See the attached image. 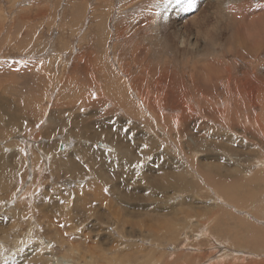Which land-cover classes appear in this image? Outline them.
<instances>
[{
    "label": "rangeland",
    "instance_id": "1",
    "mask_svg": "<svg viewBox=\"0 0 264 264\" xmlns=\"http://www.w3.org/2000/svg\"><path fill=\"white\" fill-rule=\"evenodd\" d=\"M263 93L264 0H0V264H264Z\"/></svg>",
    "mask_w": 264,
    "mask_h": 264
},
{
    "label": "bare ground",
    "instance_id": "2",
    "mask_svg": "<svg viewBox=\"0 0 264 264\" xmlns=\"http://www.w3.org/2000/svg\"><path fill=\"white\" fill-rule=\"evenodd\" d=\"M232 1V0H231ZM235 1V0H234ZM245 1V0H244ZM248 1V0H247ZM207 2V1H206ZM160 3V2H159ZM218 3V2H217ZM241 3V2H240ZM207 4H209L208 2H207ZM219 4H220V2H219ZM210 5V4H209ZM216 5H218V4H216ZM215 5V6H216ZM237 5V4H236ZM186 6V5H185ZM212 6V5H211ZM85 7V6H84ZM187 7V6H186ZM217 7V6H216ZM262 7V6H261ZM212 8V7H211ZM214 8V7H213ZM219 8H220V6H219ZM178 9V8H177ZM218 10V9H217ZM173 11V10H172ZM177 11V10H176ZM219 11V10H218ZM223 11V10H222ZM152 12V11H151ZM171 12V11H170ZM183 12V11H182ZM256 12V11H255ZM185 13V12H184ZM255 15H257V14H255ZM170 17V16H169ZM254 17V16H253ZM172 19H173V21H172V23H173V33H174V36L175 37H177L178 39H179V41H180V44L181 45H183L184 43H186V42H188L193 48H197V46H198V43H199V40H200V37H201V35H203L204 34V29L203 28H201L200 26H199V24L197 23V21H196V13H195V16H193V19H192V23H197V26H195V29H192V28H189V26H188V29L186 28V26H185V21H186V19H183V16L180 14V13H178V12H174L173 14H172V17H171ZM188 20L190 21L191 19H190V17L188 18ZM151 22V21H150ZM147 23V22H146ZM171 23V22H170ZM190 23V22H189ZM150 24V23H149ZM152 24V23H151ZM187 24H188V22H187ZM188 25H190V24H188ZM152 27V26H151ZM161 34V33H160ZM124 42V41H123ZM138 43V42H137ZM179 43V42H178ZM180 46V45H179ZM181 47V46H180ZM118 62V61H117ZM100 65V64H99ZM15 66V65H14ZM97 66V65H96ZM193 66V65H192ZM100 67V66H99ZM102 69V68H101ZM100 69V70H101ZM97 70V69H96ZM100 70H99V68H98V72H100ZM163 70V69H162ZM165 71V70H164ZM249 72V71H248ZM160 75V74H159ZM200 75V74H199ZM161 78H162V76H160ZM200 77V76H199ZM196 79V78H195ZM206 79V78H205ZM204 79V80H205ZM209 80H211V79H209ZM126 81V80H125ZM157 81V80H156ZM160 81H161V79H160ZM193 81H194V79H193ZM206 81H208V80H206ZM159 82V81H158ZM157 82V83H158ZM196 82V81H195ZM215 82V81H214ZM234 82V81H233ZM156 83V82H155ZM154 83V84H155ZM160 83V82H159ZM158 83V84H159ZM199 83V82H198ZM154 84H152V85H154ZM196 85H197V83H195ZM161 85V84H160ZM167 85V84H166ZM199 85V84H198ZM158 86V85H157ZM170 86V85H169ZM201 86V85H200ZM199 86V87H200ZM159 87V86H158ZM160 88V87H159ZM259 88V87H258ZM258 88H256V89H258ZM262 88V87H261ZM166 89H168V88H166ZM170 90V89H169ZM193 90H195V89H193ZM259 90V89H258ZM154 91V90H153ZM172 91V90H171ZM196 91V90H195ZM129 93V92H128ZM186 94V93H185ZM264 94V93H263ZM263 94H262V96L261 97H263ZM181 95V94H180ZM79 96V95H78ZM157 96V95H156ZM160 96V95H159ZM156 98V97H155ZM201 98V97H200ZM204 99H205V97H203ZM212 98V97H211ZM214 98V97H213ZM250 98V97H249ZM258 98V97H257ZM129 99V98H128ZM154 99V98H153ZM252 99V98H251ZM250 99V100H251ZM262 99V98H261ZM264 99V98H263ZM120 100V99H119ZM118 100V101H119ZM155 100V99H154ZM153 100V101H154ZM158 100H160V99H158ZM206 100V99H205ZM259 100V99H258ZM200 101H202V99H200ZM200 101H198V102H200ZM208 101V100H207ZM187 102V101H186ZM252 102V101H251ZM153 103V102H152ZM182 103V102H181ZM193 103H195V102H193ZM203 103H204V101H203ZM202 103V104H203ZM210 103V102H209ZM254 103H256V104H258L257 102H254ZM111 104V103H110ZM160 104H162V103H159V105ZM187 104V103H186ZM186 104H184V105H186ZM206 104V106H207V104L208 103H205ZM262 105H264L263 104V102L261 103ZM158 105V104H157ZM198 105V104H197ZM129 106V105H128ZM148 106V105H147ZM156 106V105H155ZM161 106V105H160ZM159 106V107H160ZM189 106V105H188ZM200 106V105H199ZM202 106H204V105H202ZM131 107V106H130ZM191 107V106H190ZM193 107V106H192ZM210 107H211V105H210ZM136 108V107H135ZM165 108V107H164ZM4 109H5V107H4ZM141 109V108H140ZM147 109V108H146ZM159 109V108H158ZM161 109V108H160ZM14 110V109H13ZM15 110H16V108H15ZM130 110V109H129ZM128 110V111H129ZM190 110V109H189ZM264 110V109H263ZM2 111V110H1ZM2 112H4V111H2ZM1 112V113H2ZM11 112H13V111H11ZM18 112H22V111H18ZM16 113V112H15ZM192 113V112H191ZM8 114V113H7ZM186 114H188V113H186ZM2 115V114H1ZM9 115V114H8ZM16 115V114H15ZM12 116H14V115H12ZM189 116H191V115H189ZM252 117V116H251ZM176 118V117H175ZM198 118V117H197ZM200 118V117H199ZM13 119V118H12ZM225 119V118H224ZM234 119V118H233ZM255 119V118H254ZM15 120V119H14ZM170 120V119H169ZM179 120V119H178ZM203 120H205V119H203ZM207 120V119H206ZM209 120V119H208ZM177 121V120H176ZM235 121V120H234ZM1 122V121H0ZM11 122V121H10ZM2 123V122H1ZM214 123V122H213ZM248 123V122H247ZM176 124V123H175ZM211 124V123H210ZM164 125V124H163ZM264 125V124H263ZM43 126V125H42ZM169 126H171V125H169ZM174 126V125H173ZM176 126H179V125H177L176 124ZM182 126H183V123H182ZM181 126V127H182ZM257 126H259V125H257ZM256 126V127H257ZM1 127V126H0ZM180 127V126H179ZM255 127V126H254ZM160 128V127H159ZM165 128V127H164ZM242 128V127H241ZM263 128H264V126H263ZM143 129V128H142ZM177 129V128H176ZM255 129V128H254ZM255 131V130H254ZM260 131V130H259ZM168 136H169V134H168ZM55 137V136H54ZM216 138H218V137H216ZM184 139V138H183ZM252 140V139H251ZM30 141V140H29ZM112 143V142H111ZM171 144V143H170ZM262 144V143H261ZM255 145H257V144H255ZM174 146V145H173ZM143 148H144V146H143ZM259 148V147H258ZM14 150V149H13ZM61 150H62V147H61ZM254 150V149H253ZM259 150H261L260 148H259ZM141 151V150H140ZM178 151H180V150H178ZM115 153V152H114ZM174 153V152H173ZM176 154V153H175ZM143 156H144V154H142ZM141 155V156H142ZM178 155V154H177ZM5 156V155H4ZM181 156V155H180ZM9 157V156H8ZM142 158V157H141ZM193 159V158H192ZM13 160V159H12ZM136 160V159H135ZM179 160V159H178ZM185 160V159H184ZM13 162V161H12ZM127 163H129V162H127ZM5 164V163H4ZM132 165V164H131ZM183 165V164H182ZM240 165V164H239ZM67 166H69V165H67ZM191 166V165H190ZM194 166V165H193ZM255 168V167H254ZM59 169H61V168H59ZM66 169H69V168H66ZM184 169V168H183ZM186 169H188V168H186ZM218 169H219V167H218ZM220 170V169H219ZM190 171V170H189ZM200 171H202V170H200ZM235 171H236V169H235ZM241 171V170H240ZM202 172H204V171H202ZM185 174H186V172H184ZM192 173H193V171H192ZM196 173H198L197 172V170H196ZM215 173V172H214ZM220 173V172H219ZM12 174V173H11ZM182 174H183V172H182ZM216 174V173H215ZM259 174V173H258ZM220 176H222L221 174H219ZM231 175V174H230ZM236 175V174H235ZM8 176H9V174H8ZM184 176V175H183ZM186 176V175H185ZM203 176V175H202ZM209 176V175H208ZM212 176V175H211ZM11 179H14L13 178V176H9ZM216 177H218L217 175H216ZM231 177V176H230ZM97 178H99V176L97 177ZM178 178V177H177ZM198 178H200V177H198ZM203 178V177H202ZM212 178V177H211ZM214 178V177H213ZM176 179V178H175ZM218 179V178H217ZM225 179V178H224ZM228 179H229V177H228ZM59 180V179H58ZM234 180H235V178H234ZM173 181H175V180H173ZM177 181H179V180H177ZM186 181V180H185ZM213 181H214V179H213ZM232 181V180H231ZM184 182V181H183ZM217 182V181H216ZM219 182V181H218ZM220 182H221V180H220ZM247 183V182H246ZM182 184V183H181ZM229 184V183H228ZM240 184V183H239ZM237 185V184H236ZM235 185V186H236ZM253 185H255V184H253ZM235 186H234V188H235ZM190 187V186H189ZM226 187V186H225ZM237 187V186H236ZM247 188V187H246ZM232 189V188H231ZM242 190L244 189V187H242L241 188ZM248 190H250V189H247V191ZM182 191V190H181ZM220 191V190H219ZM241 191V190H240ZM222 192V191H221ZM224 192H225V190H224ZM233 193H236V191L235 192H233ZM232 193V194H233ZM241 193V195H242V192H240ZM244 193V192H243ZM248 193V192H247ZM247 193H245V194H247ZM213 194V193H212ZM250 193H248V195H249ZM253 194H254V192H253ZM253 194H251V195H253ZM238 195H240V194H238ZM247 195V196H248ZM255 195V194H254ZM253 195V196H254ZM239 197H237V199H238ZM247 198H249V197H247ZM226 203V202H225ZM226 205V204H225ZM1 209L2 208H0V211H1ZM259 234V233H258ZM257 235V234H256ZM254 236V235H253ZM259 236V235H258ZM247 241V240H246ZM248 243H249V241H247ZM1 243V242H0ZM254 244V243H253ZM249 246H252V245H249ZM196 249V248H195ZM194 250V249H193ZM193 256V255H192ZM199 256H201V257H203V254L202 255H199ZM216 263V262H215ZM207 264H211V262H209V263H207Z\"/></svg>",
    "mask_w": 264,
    "mask_h": 264
},
{
    "label": "snow or ice",
    "instance_id": "3",
    "mask_svg": "<svg viewBox=\"0 0 264 264\" xmlns=\"http://www.w3.org/2000/svg\"><path fill=\"white\" fill-rule=\"evenodd\" d=\"M167 2L169 3V4H171V3H175L176 5H182L183 3H185V0H167ZM188 2H189V4H190V2H191V0H188Z\"/></svg>",
    "mask_w": 264,
    "mask_h": 264
}]
</instances>
